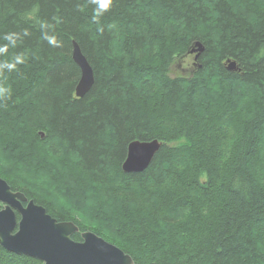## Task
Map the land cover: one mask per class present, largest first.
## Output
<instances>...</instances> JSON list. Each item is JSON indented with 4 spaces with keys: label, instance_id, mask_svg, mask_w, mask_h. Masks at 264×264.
Listing matches in <instances>:
<instances>
[{
    "label": "trees",
    "instance_id": "trees-1",
    "mask_svg": "<svg viewBox=\"0 0 264 264\" xmlns=\"http://www.w3.org/2000/svg\"><path fill=\"white\" fill-rule=\"evenodd\" d=\"M97 8L0 0V64L27 56L0 69V177L74 222L75 241L91 231L134 264H264V0H113L94 19ZM73 40L94 73L82 97ZM196 41L201 67L171 77ZM154 138L148 167L124 172L128 144ZM0 264L41 261L0 245Z\"/></svg>",
    "mask_w": 264,
    "mask_h": 264
},
{
    "label": "water",
    "instance_id": "water-1",
    "mask_svg": "<svg viewBox=\"0 0 264 264\" xmlns=\"http://www.w3.org/2000/svg\"><path fill=\"white\" fill-rule=\"evenodd\" d=\"M72 46L71 57L81 71L75 90L76 95L82 97L93 85L94 74L75 40ZM202 46L196 41L189 52L202 51ZM227 70L236 71V63L230 61ZM40 136L43 137V133ZM160 147L161 142L154 139L130 142L122 170L142 172ZM0 203H3L0 208V245L8 251L36 257L42 264H134L130 255L94 233L83 232L84 241H75L71 235L78 231V227L72 221L59 222L51 218L43 206L28 200L20 191H12L2 178Z\"/></svg>",
    "mask_w": 264,
    "mask_h": 264
},
{
    "label": "rangeland",
    "instance_id": "rangeland-1",
    "mask_svg": "<svg viewBox=\"0 0 264 264\" xmlns=\"http://www.w3.org/2000/svg\"><path fill=\"white\" fill-rule=\"evenodd\" d=\"M216 38V37H215ZM118 48H119V45L117 46V48H116V54L118 53ZM80 50H81V48H80ZM175 51H179V50H175ZM170 53H171V51H170ZM83 54V53H82ZM84 55V54H83ZM186 57H184V58H181V59H179V58H177V59H175L174 61H173V63H172V65L170 66V71H169V75L171 76V77H177V76H180V75H182V76H187V77H190V76H192L193 75V68L192 67H195V68H200L201 67V63H200V61H198V59L197 60H194L193 59V57H194V54H191V55H185ZM84 57H85V55H84ZM86 58V57H85ZM88 61V60H87ZM195 61V62H194ZM89 63V62H88ZM94 74V73H93ZM220 88H218L217 86H216V88H215V91H217V92H220V90H219ZM216 92V93H217ZM243 93H245V94H247L248 93V89H244L243 90ZM243 93H241V94H243ZM245 94H244V96H245ZM41 137V136H40ZM42 138V137H41ZM161 142V141H160ZM161 146H162V142H161ZM161 148V147H160ZM160 150V149H159ZM154 157H155V155H154ZM153 157V158H154ZM7 176H9V174L7 175ZM10 178H12V177H10ZM202 178H204V176H202ZM101 230H103V232H101L103 235H105L106 237H108V238H116V239H118L119 241H117V242H119V244H121V245H124V246H127V247H130V248H134L135 247V245H136V243L133 241V239H131L129 242H126L124 239L123 240H120V238L119 237H117V236H115L112 232H110V231H108L107 229H101ZM111 238V239H112ZM129 253V252H128ZM130 254V253H129Z\"/></svg>",
    "mask_w": 264,
    "mask_h": 264
},
{
    "label": "clouds",
    "instance_id": "clouds-1",
    "mask_svg": "<svg viewBox=\"0 0 264 264\" xmlns=\"http://www.w3.org/2000/svg\"><path fill=\"white\" fill-rule=\"evenodd\" d=\"M93 2L98 3V8L94 12V19H95L102 14L103 10H107L111 6L113 0H93ZM14 35L15 34H9L8 36H5L4 39H12ZM45 38L48 40L49 44L55 45L57 43L56 37L54 35L49 36L45 34ZM6 48L7 46H5L4 49H0V51H4L6 50ZM26 59L27 56L23 54L16 55L12 58L10 62L5 61L3 64H0V69L6 68L8 70H13L17 68L18 65L23 64ZM9 95H10V88L0 86V100L9 97Z\"/></svg>",
    "mask_w": 264,
    "mask_h": 264
},
{
    "label": "bare ground",
    "instance_id": "bare-ground-1",
    "mask_svg": "<svg viewBox=\"0 0 264 264\" xmlns=\"http://www.w3.org/2000/svg\"><path fill=\"white\" fill-rule=\"evenodd\" d=\"M195 43V42H194ZM193 43V44H194ZM201 43V42H200ZM192 44V45H193ZM202 44V43H201ZM192 45H191V47H192ZM203 45V44H202ZM190 47V48H191ZM203 47V50H204V46H202ZM190 48H189V50H190ZM189 50H188V53L189 54H194V57H193V59L194 60H197L198 58H199V56H200V54L203 52V50L202 51H198L197 53L196 52H194V53H190L189 52ZM198 54V55H197ZM230 61H233V60H231V59H227L226 61H225V63H226V69H227V66H228V63L230 62ZM195 62V61H194ZM235 62V61H234ZM236 63V62H235ZM91 66V65H90ZM236 66H237V70L236 71H230V72H239L240 71V67L237 65V63H236ZM92 68V67H91ZM93 70V69H92ZM229 71V70H228ZM80 77H81V71H80V76H79V79H80ZM78 79V80H79ZM75 90V89H74ZM75 95H76V90H75ZM77 96V95H76ZM40 135V134H39ZM153 140V139H152ZM154 140H156V141H158V142H160L157 138H154ZM133 141H135V140H133ZM147 141H149V140H147ZM132 142V141H131ZM126 155H127V152H126ZM125 158H126V156H125ZM125 160V159H124ZM124 162V161H123ZM123 164V163H122ZM1 178V177H0ZM3 179V178H2ZM9 185V184H8ZM16 192V191H15ZM23 203H25V202H23ZM3 204V203H2ZM3 207V206H2ZM1 207V208H2ZM17 215H16V217L17 218H19V214L18 213H16ZM46 214L47 215H49L47 212H46ZM50 216V215H49ZM51 218H53L52 216H50ZM53 219H55V218H53ZM56 220V219H55ZM57 221V220H56ZM60 222V221H59ZM74 223V222H73ZM75 224V223H74ZM76 225V224H75ZM77 226V225H76ZM78 227V226H77ZM78 231H79V227H78ZM77 232V231H76ZM83 232H91V231H83ZM83 232H81V234L83 233ZM91 233H93V232H91ZM81 234H80V236H81ZM95 234V233H94ZM96 235V234H95ZM98 236V235H97ZM98 237H100V236H98ZM103 239V238H102ZM105 240V239H104ZM84 241V239L82 238V236H81V240H79V241H77V242H83ZM106 241V240H105ZM108 242V241H107ZM110 243V242H109ZM112 244V243H111ZM113 245H115V244H113ZM116 246V245H115ZM119 248V247H118ZM124 252V251H123ZM125 253V252H124ZM125 254H127V253H125ZM25 255H27V254H25ZM129 255V254H128ZM33 257V256H32ZM36 258V257H35ZM132 258V257H131ZM38 259V258H37ZM40 260V259H39ZM133 260V259H132ZM41 261V260H40ZM133 263H134V261H133ZM41 264H42V261H41Z\"/></svg>",
    "mask_w": 264,
    "mask_h": 264
},
{
    "label": "flooded vegetation",
    "instance_id": "flooded-vegetation-1",
    "mask_svg": "<svg viewBox=\"0 0 264 264\" xmlns=\"http://www.w3.org/2000/svg\"><path fill=\"white\" fill-rule=\"evenodd\" d=\"M191 55V54H190ZM23 204H25V203H23ZM3 206V204L2 203H0V208Z\"/></svg>",
    "mask_w": 264,
    "mask_h": 264
}]
</instances>
